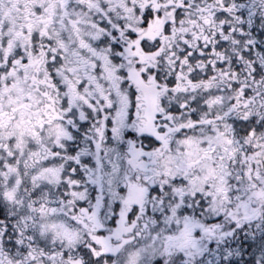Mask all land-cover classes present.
Returning <instances> with one entry per match:
<instances>
[{"label": "snow or ice", "instance_id": "1", "mask_svg": "<svg viewBox=\"0 0 264 264\" xmlns=\"http://www.w3.org/2000/svg\"><path fill=\"white\" fill-rule=\"evenodd\" d=\"M0 264H264V0H0Z\"/></svg>", "mask_w": 264, "mask_h": 264}]
</instances>
